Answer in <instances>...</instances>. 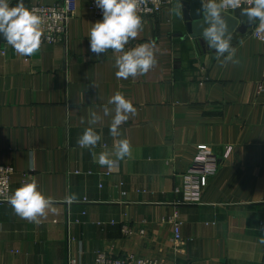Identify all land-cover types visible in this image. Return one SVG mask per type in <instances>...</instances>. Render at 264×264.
<instances>
[{
  "label": "crops",
  "instance_id": "1",
  "mask_svg": "<svg viewBox=\"0 0 264 264\" xmlns=\"http://www.w3.org/2000/svg\"><path fill=\"white\" fill-rule=\"evenodd\" d=\"M182 1L141 18L142 29L126 48L154 42L156 63L127 80L117 79L112 50L90 51L91 23L102 17L87 0H79L66 39L28 60L0 37V164L15 169L11 194L34 179L54 201L38 223L0 203V264H93L103 250L166 264H264L263 44L251 34L255 23L239 9L230 12L250 26L233 33L238 63H219L213 50L185 37ZM181 8L183 18L176 15ZM117 91L137 111L121 126L132 156L109 171L92 156L118 139L109 118L96 126L102 139L94 150L77 139L88 113L102 115ZM202 144L219 169L201 203L181 204L176 188ZM176 213L178 250L168 221ZM123 224L137 233L125 235Z\"/></svg>",
  "mask_w": 264,
  "mask_h": 264
},
{
  "label": "clouds",
  "instance_id": "2",
  "mask_svg": "<svg viewBox=\"0 0 264 264\" xmlns=\"http://www.w3.org/2000/svg\"><path fill=\"white\" fill-rule=\"evenodd\" d=\"M202 27L200 39L205 48L216 53L221 64L238 63L233 47V31L225 9H239L250 24L255 23L257 31H264V0H247L248 6L242 7L241 0H200ZM102 10V19L91 23L88 32L90 51L115 54L114 67L117 79L127 80L149 72L156 63L154 42H145L126 48L142 29V19L138 14V0H95ZM182 16V8L176 12ZM258 22V23H256ZM44 20L25 0H0V37L20 56H31L41 46ZM223 57V60L220 58ZM136 108L126 96L117 91L102 107V115L90 111L86 120L87 127L79 135L77 144L81 148L94 150L102 139L96 126L105 117L109 118V132L115 142L110 150L92 151L93 160L109 171L118 167L120 161L132 156L130 140L123 136L121 126L136 114ZM82 123L85 121L82 118ZM15 214L22 219L39 222L53 205L52 197L39 190L36 180L23 182L8 198ZM264 243V240H261Z\"/></svg>",
  "mask_w": 264,
  "mask_h": 264
},
{
  "label": "built area",
  "instance_id": "3",
  "mask_svg": "<svg viewBox=\"0 0 264 264\" xmlns=\"http://www.w3.org/2000/svg\"><path fill=\"white\" fill-rule=\"evenodd\" d=\"M89 8L97 17H102V10L99 9L95 0H87ZM174 0H138V14L141 18L151 17L159 12L165 6L173 3ZM79 0H59L52 5H32L28 6L34 8L43 18V35L41 47L50 44L54 45L64 41L67 37L69 22L77 13ZM241 6L247 7V0H241ZM238 9H225V12L230 13ZM252 36L261 41L263 44V59H264V31H257L256 26L251 32ZM12 48V47H11ZM16 56L28 60L30 56H20L12 48ZM231 147L228 148L230 153ZM220 163L217 156L212 149L205 144L197 147V153L188 166L186 172L183 174V181L176 191L181 194V204H198L202 202V194L204 188L207 186L210 177L214 176ZM15 173V169L11 165L0 164V203L8 201L11 195V180ZM27 180L24 179L23 182ZM173 226V243L178 250L182 240V222L178 214L169 217L168 220ZM122 232L127 236H133L137 232L134 227L123 224ZM140 234H144L145 230L141 229ZM67 264H76L74 260L68 261ZM93 264H166L163 260L157 258H150L139 256L136 253L114 254L109 250H103L96 253Z\"/></svg>",
  "mask_w": 264,
  "mask_h": 264
},
{
  "label": "water",
  "instance_id": "4",
  "mask_svg": "<svg viewBox=\"0 0 264 264\" xmlns=\"http://www.w3.org/2000/svg\"><path fill=\"white\" fill-rule=\"evenodd\" d=\"M182 5L184 7V17L187 22L186 24L187 34L185 37L186 38L190 37L191 39H195L198 44L204 46L200 39V36L198 35L202 27V24H201L202 18L199 12V10L201 9L200 0H183ZM226 14L229 17L230 26L234 29L233 33L235 31L242 32V33H245L247 31L250 25L241 23L235 16L227 12Z\"/></svg>",
  "mask_w": 264,
  "mask_h": 264
}]
</instances>
